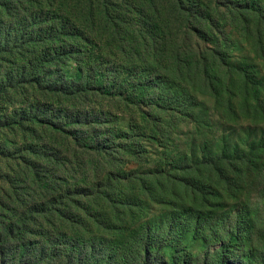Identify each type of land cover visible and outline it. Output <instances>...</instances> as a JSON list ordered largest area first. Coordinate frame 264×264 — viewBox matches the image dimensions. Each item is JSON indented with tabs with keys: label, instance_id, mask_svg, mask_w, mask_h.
<instances>
[{
	"label": "trees",
	"instance_id": "16d2710c",
	"mask_svg": "<svg viewBox=\"0 0 264 264\" xmlns=\"http://www.w3.org/2000/svg\"><path fill=\"white\" fill-rule=\"evenodd\" d=\"M228 28L264 68V0H0V264H264V136L128 167L203 99L264 121Z\"/></svg>",
	"mask_w": 264,
	"mask_h": 264
},
{
	"label": "rangeland",
	"instance_id": "374dc122",
	"mask_svg": "<svg viewBox=\"0 0 264 264\" xmlns=\"http://www.w3.org/2000/svg\"><path fill=\"white\" fill-rule=\"evenodd\" d=\"M228 35L233 42H236V46L230 55V65H238L243 58L256 64V74L261 82L259 97L264 99V68L261 67V63L258 60L252 61L253 55L249 45L240 38V35L229 28ZM201 101L202 105L197 110V122L180 121L175 129H172L170 136L165 139H162L159 133L156 134L155 139H144L142 141L144 146L140 149L143 155L139 161H129V169L149 170L157 167L169 169L181 161L196 162L204 156L205 147L210 148L209 150L214 152L227 147L231 155H238L246 151L248 144L252 140L264 136V121L252 123L246 119H236L229 122L227 117L223 116V112L213 110V100L203 99ZM9 102L5 100L0 103V127L4 125L6 119L5 111L11 106ZM116 116L122 120L118 121L117 117L110 119V122L115 123V128L122 127L123 130L131 132L130 134H123L118 139L115 146H121L123 141L127 142L130 137H135V133L131 131L129 116L120 115L119 113ZM5 138L6 136L0 135V149L5 147L6 141H3ZM115 146L111 147V149H114ZM82 157L84 156L82 155ZM113 157L115 158V156ZM118 160L120 164H124L127 157L120 155ZM195 249L200 251L201 254L205 253V250H201L199 243H197ZM214 249L215 247L212 248V251Z\"/></svg>",
	"mask_w": 264,
	"mask_h": 264
}]
</instances>
